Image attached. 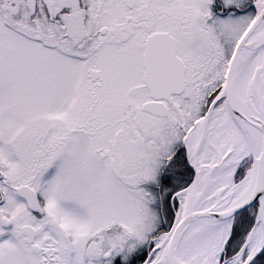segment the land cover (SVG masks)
<instances>
[{"label":"snow or ice","instance_id":"snow-or-ice-1","mask_svg":"<svg viewBox=\"0 0 264 264\" xmlns=\"http://www.w3.org/2000/svg\"><path fill=\"white\" fill-rule=\"evenodd\" d=\"M0 264H264V0H0Z\"/></svg>","mask_w":264,"mask_h":264}]
</instances>
